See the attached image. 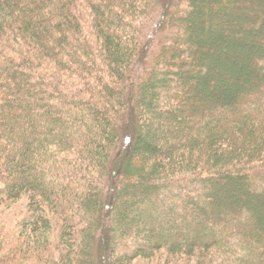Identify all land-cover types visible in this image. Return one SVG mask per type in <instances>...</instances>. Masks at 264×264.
<instances>
[{
    "label": "trees",
    "instance_id": "obj_1",
    "mask_svg": "<svg viewBox=\"0 0 264 264\" xmlns=\"http://www.w3.org/2000/svg\"><path fill=\"white\" fill-rule=\"evenodd\" d=\"M21 196L0 264H264V0H0V209Z\"/></svg>",
    "mask_w": 264,
    "mask_h": 264
},
{
    "label": "rangeland",
    "instance_id": "obj_2",
    "mask_svg": "<svg viewBox=\"0 0 264 264\" xmlns=\"http://www.w3.org/2000/svg\"><path fill=\"white\" fill-rule=\"evenodd\" d=\"M158 13L156 14L155 11L151 13L149 18L146 20L145 27H144L145 30H143L144 33L146 31L147 38L151 39V51L152 52L156 51V44H157V40H158V35L160 34L159 31H155V27H154V22L158 18ZM153 16H156V17L154 18ZM191 18L189 19L190 22L188 20L189 25L192 23V27L193 28H195V26L197 27L198 26V21L197 20L195 21V19H191ZM201 36L205 39V38H207L208 33L207 32L206 33H202ZM228 41H229V39H224L221 42V47L224 45L226 47L225 49H229L230 48V43H228ZM196 53L197 52L195 50V53H194L195 59H196V57L198 55V54L196 55ZM219 55L220 54H218V56ZM192 69H193V67H192ZM224 69H225V66H224ZM229 72L231 73V75L228 76L222 82L220 80V82L223 83V84H226V85H228V84L235 85L234 84V80L239 78V74L236 73V71L234 70V67H232V66H231V70ZM241 74H243L242 78H243V80H245L244 79V77H245L244 74L247 75L248 72L246 70H243ZM209 75L211 76V73H209ZM214 81L218 82V80H214ZM214 81L211 82L212 85L215 84ZM170 108H171V106H170ZM158 109L162 111L163 107L161 105H159ZM175 109H174V111L176 112ZM147 120H149V119H147ZM145 124H148V121ZM143 131H144L143 132L144 134L145 133L148 134V130L146 128H144ZM165 135L166 134H164L163 137H165ZM133 164H134L135 167H138V164H139L138 159H134L133 160ZM233 183H236V181H233ZM247 189H248L247 191L250 193V189H251L250 186L247 187ZM160 192H162V191H160ZM128 197H133V196H128ZM201 200H206V202L208 204V205H205L203 207L205 212H206V214L210 215L212 212L214 214V208L212 207V204H211L212 201H214V198L201 197ZM27 203H28V201L26 200V198L21 196L18 199H16L13 203L8 204L6 208H3V210L0 209V222H3V219L5 220L4 225L6 226L5 229H7L8 237L16 236L18 234V232H19V229L17 228L18 227V222L26 216ZM216 213L217 212H215V214ZM248 224H249V227H251V228L253 227L255 231L259 228V226H261L260 225L261 223H260L259 219L255 218V217H250L249 221H248ZM260 228H262V227H260ZM257 234L260 236L263 233H257ZM140 241H142V240H140ZM131 246L132 245L130 243L125 244V250H128ZM115 249L119 250V251H122V249L120 250L118 247H116ZM134 264H153V262H148L147 260H143V259H139V260L136 259L134 261Z\"/></svg>",
    "mask_w": 264,
    "mask_h": 264
}]
</instances>
